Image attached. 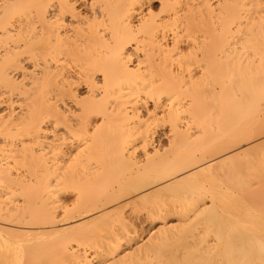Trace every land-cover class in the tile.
I'll list each match as a JSON object with an SVG mask.
<instances>
[{
  "label": "bare ground",
  "instance_id": "obj_1",
  "mask_svg": "<svg viewBox=\"0 0 264 264\" xmlns=\"http://www.w3.org/2000/svg\"><path fill=\"white\" fill-rule=\"evenodd\" d=\"M0 264H264V0H0Z\"/></svg>",
  "mask_w": 264,
  "mask_h": 264
},
{
  "label": "rangeland",
  "instance_id": "obj_2",
  "mask_svg": "<svg viewBox=\"0 0 264 264\" xmlns=\"http://www.w3.org/2000/svg\"><path fill=\"white\" fill-rule=\"evenodd\" d=\"M160 138V139H159ZM166 137L165 136H159V137H156V142L155 143H157V144H161V143H163L164 144V142H165V139Z\"/></svg>",
  "mask_w": 264,
  "mask_h": 264
}]
</instances>
